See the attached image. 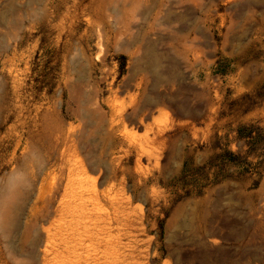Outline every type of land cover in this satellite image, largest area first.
I'll use <instances>...</instances> for the list:
<instances>
[{
  "label": "rangeland",
  "instance_id": "374dc122",
  "mask_svg": "<svg viewBox=\"0 0 264 264\" xmlns=\"http://www.w3.org/2000/svg\"><path fill=\"white\" fill-rule=\"evenodd\" d=\"M0 264H264V0H0Z\"/></svg>",
  "mask_w": 264,
  "mask_h": 264
},
{
  "label": "bare ground",
  "instance_id": "6f19581e",
  "mask_svg": "<svg viewBox=\"0 0 264 264\" xmlns=\"http://www.w3.org/2000/svg\"><path fill=\"white\" fill-rule=\"evenodd\" d=\"M252 3V2H251ZM200 31V30H199ZM163 58H164V54L158 52L155 49H149L148 51L145 52L144 56H143V60L147 63V67L145 70H143L144 72L147 73V75H149L151 77L152 80V85H151V89H150V83H146L145 88L143 89V96L145 99V103L142 107H134L133 108V112L131 113L133 118L136 119H142L146 114L149 116L150 114L153 113V110H155V108H157L159 105L163 104L166 101V97H164L163 95H161L160 93H156L158 90V88L160 86H162L164 83H167V81L169 80V78H176L175 72L172 71H168L166 72L164 70V66H163ZM179 67V66H178ZM179 75V74H178ZM183 77V76H182ZM177 79V78H176ZM193 88V87H192ZM195 88V87H194ZM183 90L184 91H191V88H189L188 86H184L183 85ZM194 89H192L193 91ZM152 94H151V93ZM201 93V92H200ZM198 95H200L199 93H197ZM202 94V93H201ZM212 106V105H211ZM195 107L192 105H187V107L184 110V114L188 115V116H193L195 114ZM118 115V114H117ZM120 115V114H119ZM116 123V122H115ZM115 125V124H114ZM75 134V133H74ZM157 135V134H156ZM157 138V137H155ZM74 140V139H73ZM74 145V144H73ZM75 149V148H74ZM80 149V148H79ZM78 169L80 170V174L79 176H87L88 175V169L84 166V165H78ZM74 172V171H73ZM89 176V175H88ZM101 177L103 179H105V171L101 173ZM91 178V177H90ZM101 178V179H102ZM78 181V180H77ZM86 181V178L84 179H80L79 180V184H84ZM95 184V183H94ZM86 187V186H85ZM83 188V186L81 187ZM87 188V187H86ZM94 188V187H93ZM81 190V189H80ZM92 190V189H91ZM78 191V190H76ZM83 193V192H82ZM104 193V192H103ZM106 193V192H105ZM92 194V192H91ZM96 195V194H95ZM100 195V194H99ZM93 197V196H92ZM77 198V197H76ZM79 199V198H78ZM98 200V198H95ZM85 201V199H84ZM88 201V200H87ZM92 202V201H91ZM95 202V201H94ZM98 202V201H97ZM82 203V202H81ZM84 203V202H83ZM82 203V204H83ZM79 205V204H78ZM84 205V204H83ZM82 205V206H83ZM99 206V205H98ZM94 207V205H93ZM100 207V206H99ZM89 209V208H88ZM83 210V208H82ZM88 215V214H87ZM91 215V214H90ZM89 217V215H88ZM97 217V216H96ZM98 217L99 214H98ZM91 218V217H90Z\"/></svg>",
  "mask_w": 264,
  "mask_h": 264
},
{
  "label": "trees",
  "instance_id": "16d2710c",
  "mask_svg": "<svg viewBox=\"0 0 264 264\" xmlns=\"http://www.w3.org/2000/svg\"><path fill=\"white\" fill-rule=\"evenodd\" d=\"M248 166H250V164H248L246 161L239 164V167H242L243 169H246L245 167H248Z\"/></svg>",
  "mask_w": 264,
  "mask_h": 264
}]
</instances>
